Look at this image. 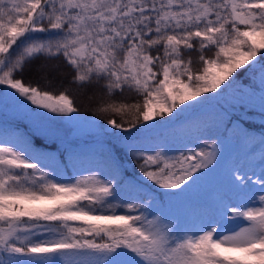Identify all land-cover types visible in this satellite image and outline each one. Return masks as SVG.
Instances as JSON below:
<instances>
[{"label": "snow or ice", "instance_id": "snow-or-ice-1", "mask_svg": "<svg viewBox=\"0 0 264 264\" xmlns=\"http://www.w3.org/2000/svg\"><path fill=\"white\" fill-rule=\"evenodd\" d=\"M39 57L62 58L71 83L99 88V111L132 116L107 119L113 129L139 131L141 122H172L223 100L241 69L259 73V91L232 105L264 115V0H0V85L14 90L5 95L60 116L78 113L67 89L24 82ZM156 147L138 154L139 169L159 188L179 190L171 196L191 191L216 158L214 140L175 155ZM44 160L0 140V264H264V151L261 194L219 199L194 229L149 219L146 204L118 200L119 186L99 173L65 177ZM253 176L234 167V189L250 191Z\"/></svg>", "mask_w": 264, "mask_h": 264}, {"label": "rangeland", "instance_id": "rangeland-1", "mask_svg": "<svg viewBox=\"0 0 264 264\" xmlns=\"http://www.w3.org/2000/svg\"><path fill=\"white\" fill-rule=\"evenodd\" d=\"M6 92L14 94V90L0 85V116L4 118L5 114H9L13 116L14 122H25L27 131L34 136L42 138L45 143L51 142L53 144L55 141V144L66 146L67 149L80 147L85 144L96 145L99 143L100 145H97V153L100 152L101 155L95 153L97 155L96 158H90L89 161L92 168L86 165H79L78 169L83 168L78 170L77 174L99 173L102 178L114 180L119 186L117 199H133L137 202H143L147 205L145 214L151 213L149 219L152 216H160L173 228L178 226L180 229H194L200 225L201 221L212 215L214 206L219 199L230 198L233 202L241 199L247 201L253 195V192L256 193L257 197L261 194L259 192L260 185L255 183L257 176L260 174L261 153L264 151V145L261 144V140L255 142L252 146L248 145L246 153H236L232 142L218 138H209L207 140V136L203 135V132L221 129V118L213 110L216 108H212L215 101L183 114L185 115L195 110V113L206 112L205 118L208 116L210 118L198 124L196 128H193L191 132L183 137L182 142H179L178 138L168 139V131L165 130V126L169 123L167 116L157 118L162 121L159 125H157L156 120L141 122V124L137 125V128L140 129L139 131L129 129V131L125 132L122 129H113L111 125L107 124V119H101L92 114L78 112L60 116L48 113L46 109H38L37 106L31 105L28 101H25V104L28 105L25 107L13 99L12 95H5ZM206 95L212 96L215 94L208 93ZM234 97L235 95L228 92L224 99L232 100ZM20 99L22 100L23 98ZM223 100H220V102H223ZM195 103L196 101L188 102L190 105ZM181 107L184 106L182 105ZM37 113H43V115H37ZM77 114L81 117H86V119H69V116H76ZM104 114L113 117L118 116V123L132 119L130 114L125 116L116 115L112 112ZM48 116H55L56 118L49 120L46 118ZM179 118H174L172 122L177 121ZM145 123L148 125L146 129L142 127ZM204 125L207 128L206 131L202 132L201 126ZM124 127L128 128V123L125 122ZM231 131L237 133L238 128L234 127ZM198 136H200L199 139L193 140L198 138ZM17 137L22 144L27 145L26 143H28L29 146L31 145V142L23 133L18 134ZM204 140H207L209 144L213 140L216 141V158L214 164L209 166V169L201 170L204 174L203 178L186 194L171 196L169 193L179 192V190L161 189L141 175L139 164L142 161L137 159L140 152H150L154 148L158 151L160 149L156 146L163 145L170 155H175L185 151L186 146L202 145ZM184 141L186 143H183ZM196 150L199 149L197 148ZM92 152L91 155L93 156L94 151ZM227 155L230 156L225 171L222 169L224 165L223 159ZM69 164L70 162H68L67 167L70 171ZM238 165H242L249 175H252L253 172L256 173V176L252 178V188L248 192L239 193L232 185V169ZM122 167L128 169L129 174L136 177V181L124 176ZM56 169L55 165L50 164V170ZM141 193L144 194L140 197ZM147 196L150 198L146 200ZM165 197H168L169 200L165 199Z\"/></svg>", "mask_w": 264, "mask_h": 264}, {"label": "trees", "instance_id": "trees-1", "mask_svg": "<svg viewBox=\"0 0 264 264\" xmlns=\"http://www.w3.org/2000/svg\"><path fill=\"white\" fill-rule=\"evenodd\" d=\"M195 55V54H193ZM236 79L233 81L232 88L229 92L232 95L239 96L246 91H259V73L255 76L251 73L241 69L235 74ZM24 82L27 84L31 82L33 85L39 84L42 88L47 87L48 90H55L58 94L60 91L67 89V94L74 101V106L78 108V112L82 114H92L100 117L101 119L114 118L117 120L118 116H107L104 112L99 111L101 105L102 94L99 88L88 87L78 88L75 84L71 83V71L66 66L63 59H49L46 60L44 57L34 59L28 64L23 73ZM234 93V94H233ZM212 108L218 116L221 118V129L212 132L206 131L207 126H201V130L206 135L207 140L209 138H218L224 141H230L234 145L236 153H246L247 146H252L255 142L261 140L264 137V115L261 114L259 107H240L233 106L232 100L224 99L223 102L215 101ZM3 114V112H1ZM206 112L195 113V110L183 115L177 121L169 122L165 126V130L168 131V139L178 138L179 142L187 133L191 132L193 128H196L198 124H201L205 118ZM234 127L238 128V132L234 133L231 131ZM241 129L247 133L246 136H242ZM201 132V133H202ZM24 134L31 142L22 144L19 142L18 134ZM198 134V133H197ZM9 139L14 142L21 143L22 146L28 147L34 153L42 155L45 160V164L55 165L56 170L63 174L65 177L70 176V171L67 167L68 162L70 164H79L80 159L75 154V150L72 148L67 149L66 146L59 144H53L51 142L45 143L40 137L34 136L27 131L25 122L18 123L14 122L13 116L5 114V117L0 116V140ZM194 138L193 140H197ZM131 140L130 138H127ZM170 143V141H169ZM183 143H186L185 141ZM85 149L81 151V157L88 152L90 145H81ZM229 156L224 157L223 168L226 171ZM162 197V196H161ZM150 198V197H148ZM147 198V199H148ZM146 199V200H147Z\"/></svg>", "mask_w": 264, "mask_h": 264}]
</instances>
